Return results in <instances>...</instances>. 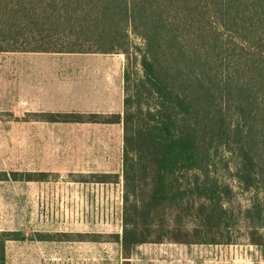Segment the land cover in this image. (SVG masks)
<instances>
[{
  "label": "trees",
  "instance_id": "obj_1",
  "mask_svg": "<svg viewBox=\"0 0 264 264\" xmlns=\"http://www.w3.org/2000/svg\"><path fill=\"white\" fill-rule=\"evenodd\" d=\"M3 52L125 56L122 116L38 114L122 124L123 232L109 237L125 259L144 244L264 249V0H0ZM11 241L56 240L0 232V264Z\"/></svg>",
  "mask_w": 264,
  "mask_h": 264
},
{
  "label": "rangeland",
  "instance_id": "obj_2",
  "mask_svg": "<svg viewBox=\"0 0 264 264\" xmlns=\"http://www.w3.org/2000/svg\"><path fill=\"white\" fill-rule=\"evenodd\" d=\"M37 56L0 53V232L43 233L56 241H11L8 264H264V249L245 238L232 245L144 244L125 259L120 244L109 237L123 232L122 126L50 123L39 117L40 112L84 113L64 106L70 100L62 84L59 95L49 94L39 69L91 57ZM95 57V66L115 76L108 79L115 81V91L121 87L123 111L125 56L122 61L119 55ZM78 99L70 102L76 106ZM48 104L60 107L50 110ZM13 172L33 178L46 173L47 181H12ZM102 179L108 182H98ZM235 191V206H247L249 196ZM91 235H103L105 241H90Z\"/></svg>",
  "mask_w": 264,
  "mask_h": 264
},
{
  "label": "crops",
  "instance_id": "obj_3",
  "mask_svg": "<svg viewBox=\"0 0 264 264\" xmlns=\"http://www.w3.org/2000/svg\"><path fill=\"white\" fill-rule=\"evenodd\" d=\"M9 53V52H3ZM14 53V52H10ZM34 55H38L37 57H41L48 55H78L84 57L90 56V60L88 62H82L80 64H69L67 67L57 68L55 66L50 67L46 70H40V75L45 73V77L47 78L48 93L56 96L59 95L60 91H58V87L62 84L66 87V91H63V96L66 100H70L73 97H78L79 103L75 106L70 101L67 105L64 103L68 109L76 108L77 106L82 110L77 113L80 115H104V116H122V93L121 87L117 92L115 91V86L113 80H108L111 77H115L111 72L107 71V69L98 68L99 62H95V55L97 54H58V53H30ZM119 61H122V55H119ZM98 60V59H97ZM107 66V65H106ZM33 84V83H32ZM74 91H72V89ZM76 91V92H75ZM41 92V91H39ZM57 106L47 105L46 108H50V110H56ZM41 107V106H39ZM43 107V106H42ZM60 107V106H59ZM123 110H124V100H123ZM86 112V113H85ZM47 113V112H40ZM53 114H59L55 112H51ZM88 113V114H87ZM72 114V113H69ZM121 125L120 123H114ZM108 124V125H114ZM101 126H105V124H99ZM123 129V128H122ZM123 152V151H122ZM122 157V156H121ZM98 182H108L104 179ZM25 242H39V241H25ZM9 243V242H8ZM7 243V245H8ZM8 264V260H7Z\"/></svg>",
  "mask_w": 264,
  "mask_h": 264
}]
</instances>
